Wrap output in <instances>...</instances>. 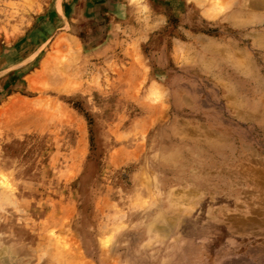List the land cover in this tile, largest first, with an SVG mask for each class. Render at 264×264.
I'll return each instance as SVG.
<instances>
[{
    "label": "rangeland",
    "instance_id": "rangeland-1",
    "mask_svg": "<svg viewBox=\"0 0 264 264\" xmlns=\"http://www.w3.org/2000/svg\"><path fill=\"white\" fill-rule=\"evenodd\" d=\"M244 2L0 0V264H264Z\"/></svg>",
    "mask_w": 264,
    "mask_h": 264
},
{
    "label": "bare ground",
    "instance_id": "bare-ground-1",
    "mask_svg": "<svg viewBox=\"0 0 264 264\" xmlns=\"http://www.w3.org/2000/svg\"><path fill=\"white\" fill-rule=\"evenodd\" d=\"M247 1H248L249 4H252V5H253L254 3H255V4H258V3H259V4L261 5V4L263 3L262 0H259L260 2L257 1V0H245L244 4H245ZM152 91H153V90H151L150 92H152ZM153 92H154V91H153ZM155 92H156V91H155ZM156 93H157V92H156ZM156 93H154V94H156Z\"/></svg>",
    "mask_w": 264,
    "mask_h": 264
}]
</instances>
